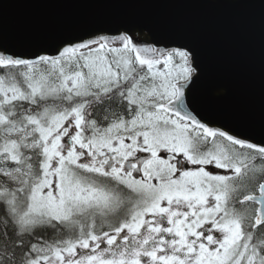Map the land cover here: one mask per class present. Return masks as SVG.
<instances>
[{
    "label": "snow or ice",
    "instance_id": "obj_1",
    "mask_svg": "<svg viewBox=\"0 0 264 264\" xmlns=\"http://www.w3.org/2000/svg\"><path fill=\"white\" fill-rule=\"evenodd\" d=\"M25 44L0 31V264H264V115L214 116L192 43Z\"/></svg>",
    "mask_w": 264,
    "mask_h": 264
},
{
    "label": "water",
    "instance_id": "obj_2",
    "mask_svg": "<svg viewBox=\"0 0 264 264\" xmlns=\"http://www.w3.org/2000/svg\"><path fill=\"white\" fill-rule=\"evenodd\" d=\"M122 24L180 37L198 52V98L217 118L259 125L264 115V6L258 0H0L9 46L53 47L94 26Z\"/></svg>",
    "mask_w": 264,
    "mask_h": 264
}]
</instances>
